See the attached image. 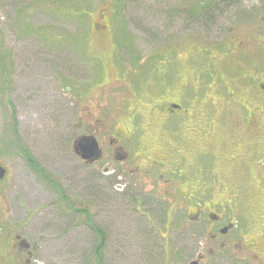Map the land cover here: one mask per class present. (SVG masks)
I'll return each instance as SVG.
<instances>
[{
	"label": "rangeland",
	"instance_id": "obj_1",
	"mask_svg": "<svg viewBox=\"0 0 264 264\" xmlns=\"http://www.w3.org/2000/svg\"><path fill=\"white\" fill-rule=\"evenodd\" d=\"M105 10L113 13L114 43L110 34L92 31L91 21H99ZM120 29L129 33L131 50L121 49L126 43ZM0 51L10 55L0 61L7 67L4 79L0 63V161L10 166L16 185L8 202L21 212L19 219L26 213L19 209L18 197L30 209H42L32 222L44 234V261L88 264L95 232L66 201L54 202L57 192L18 154L17 130L72 203L88 209L105 228L106 264H188L196 258L204 224L186 227L182 207L171 218L173 226L166 224L167 203L162 210L145 198L143 211L151 210L158 226L150 228L143 214L115 201L114 188L104 185L109 180L99 172L106 164L85 165L73 144L78 134L97 127L94 117L103 113L108 120L154 109L165 99L180 102L203 122V131L211 136L208 143L218 139V153L197 152L192 156L195 164L184 166L195 185L188 201L199 197L196 186L221 179L212 173L213 165L226 163L241 146L246 151L258 146L245 130L231 127L229 115L236 97L244 116L251 104H264V94L252 89L257 76L264 83V0H0ZM7 100L13 102L16 118ZM183 115H171V130L181 125ZM202 164L209 165L207 177L201 175ZM182 169L172 167L171 181L179 180ZM139 178L141 174L127 169L118 187L128 194L141 193ZM143 185L147 188L146 182ZM235 199L240 213L230 214L248 241L254 237L251 228L262 202L247 180L241 181ZM252 257L245 247L202 264H257Z\"/></svg>",
	"mask_w": 264,
	"mask_h": 264
},
{
	"label": "flooded vegetation",
	"instance_id": "obj_2",
	"mask_svg": "<svg viewBox=\"0 0 264 264\" xmlns=\"http://www.w3.org/2000/svg\"><path fill=\"white\" fill-rule=\"evenodd\" d=\"M106 12L107 10L104 13L100 12L99 21L94 19L91 21L94 29L92 31L97 35L105 32L110 34V41L114 43L117 32L113 29L111 22L113 13L106 14ZM111 12H114V9ZM105 17L108 18L109 24L105 21ZM120 34L126 43L121 49L131 50L132 42L129 33L120 29ZM120 52L122 53L121 50ZM12 57H15V51L12 53ZM119 59L122 65H125L121 56ZM114 66L117 71L116 65ZM12 74L18 75L14 70ZM258 77L255 88L252 89L254 94H264V91L259 90V87L264 89V83L258 82ZM257 86L258 89H256ZM242 99L244 100L243 97ZM239 101L240 99L236 97L235 108L229 115L231 127L238 131L245 130L258 146L252 144L249 151L241 146L237 152L229 155V158L225 160L226 163L213 165L212 173L221 179L216 181L217 183L196 186L199 197L194 200L188 201L187 193L195 185L189 180L188 172H185L184 166L195 164L192 156L197 152H200L202 156L206 152L218 153V139L213 136L215 144L208 143L207 137L211 136L206 133L207 130L203 131V122L200 119L196 120L197 117L192 108L186 109L185 105L180 102L173 103L165 99L162 103H157L154 109L148 111L131 112L124 117L113 115V118L108 120L104 118L106 117L104 113L102 117H94L98 123L97 127L84 134H78L76 140L83 136H95L100 147L99 158L89 161L83 159L82 153L77 151L75 153L87 166L96 167L99 163L104 162L106 164L104 170L99 171L100 173L104 172L103 179L109 180L107 185H104L114 188L111 190L118 195L117 197L125 200L123 203L128 208L143 214L142 216L146 220L145 224L150 228L154 229L158 226L152 211L148 210L145 213L143 211L145 198H151V206L155 208L159 206L162 210L167 203L166 224H172L171 218H174L175 211L179 207H182L186 227L192 223L204 224L202 231L200 230L201 234H199L201 242L196 253L197 257H193L188 264L192 261L202 264L221 253H229L234 249L244 250L245 247L253 255L254 262L264 264V143L262 141L264 104H251V110L247 111V115L244 116V110L241 109ZM180 113L184 114L181 116V125L171 130L168 120L171 115ZM89 115L92 116L91 113ZM21 144L26 146L22 141ZM18 154L24 159L19 148ZM25 163L28 165L26 160ZM125 163L130 164L131 167H125ZM178 165H183L179 180L171 181L172 167ZM201 166V175L209 176V165L202 164ZM0 169L4 170L0 177V264H47L43 256V253H47V251L45 248L42 250L41 246L44 234L37 232L36 225L32 222L42 209L39 210V207H36L32 210L25 206L22 198L18 197L19 209L23 208L26 213L19 219L18 216L21 212L10 205L7 197L11 190L16 188L12 171L9 165L1 161ZM108 169L113 170L108 172ZM127 169L130 172L141 174L142 178H139L138 182L141 183V193L131 192L128 194L124 188L118 187V183L123 182L118 178L122 179ZM242 180H247L250 183L255 195L262 202L255 212V220L251 228L254 237L248 241L244 235L237 231L238 220L230 214V212L232 214L234 212L237 216L240 213L239 202L235 198H238ZM143 182L147 183V188ZM144 192L150 196L143 195ZM154 192L155 194H153ZM223 194L230 195L229 199L227 197L221 199ZM69 209L77 211L70 207Z\"/></svg>",
	"mask_w": 264,
	"mask_h": 264
},
{
	"label": "trees",
	"instance_id": "obj_3",
	"mask_svg": "<svg viewBox=\"0 0 264 264\" xmlns=\"http://www.w3.org/2000/svg\"><path fill=\"white\" fill-rule=\"evenodd\" d=\"M82 3H80L81 6ZM8 54L2 55V51H0V61L3 62V58L6 57ZM1 62V63H2ZM1 67L3 69V73L7 72V67L2 63ZM8 111H11L13 114V118L15 117V106L11 100H8ZM10 112V113H11ZM14 135L19 138L18 130L15 131ZM20 140V138H19ZM18 148L20 150V153L23 155L24 159L27 161L28 166L30 169L37 174L40 180H45L48 182L49 186L51 188H54V190L57 192V197L55 198L54 202L59 201H66L67 205H69L70 208H73L77 210L81 215V223H85L90 226V228L93 229V231L96 234L95 242L92 247V255L88 258V264H106L105 262V246L106 242L108 240V234L101 225L97 224L93 221L92 215L89 213V210L86 208H76V205L72 203V201L68 198L67 190L61 185L58 180L55 178V176L49 172L43 164L34 156V154L31 152V150L27 147L21 144V140L18 144ZM118 196V195H117ZM115 201L124 202L125 200L117 197ZM63 203V202H62ZM120 204V203H119ZM129 204V203H128Z\"/></svg>",
	"mask_w": 264,
	"mask_h": 264
},
{
	"label": "water",
	"instance_id": "obj_4",
	"mask_svg": "<svg viewBox=\"0 0 264 264\" xmlns=\"http://www.w3.org/2000/svg\"><path fill=\"white\" fill-rule=\"evenodd\" d=\"M74 149L82 153L83 159L96 160L100 156V148L97 140L93 136H83L80 140L74 143ZM4 170L0 169V177L3 175ZM197 261H192L190 264H196Z\"/></svg>",
	"mask_w": 264,
	"mask_h": 264
}]
</instances>
